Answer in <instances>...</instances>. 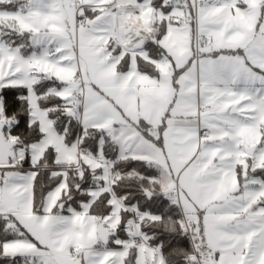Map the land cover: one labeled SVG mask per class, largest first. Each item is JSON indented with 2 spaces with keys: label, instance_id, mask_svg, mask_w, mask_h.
Segmentation results:
<instances>
[{
  "label": "snow or ice",
  "instance_id": "obj_1",
  "mask_svg": "<svg viewBox=\"0 0 264 264\" xmlns=\"http://www.w3.org/2000/svg\"><path fill=\"white\" fill-rule=\"evenodd\" d=\"M0 264H264V0H0Z\"/></svg>",
  "mask_w": 264,
  "mask_h": 264
},
{
  "label": "crops",
  "instance_id": "obj_2",
  "mask_svg": "<svg viewBox=\"0 0 264 264\" xmlns=\"http://www.w3.org/2000/svg\"><path fill=\"white\" fill-rule=\"evenodd\" d=\"M146 92L150 94V99L151 100H155L158 99L159 97H162L163 95H165V90L160 89V90H155L153 88H146ZM145 103H149V100H146ZM133 111H135V108L133 106Z\"/></svg>",
  "mask_w": 264,
  "mask_h": 264
}]
</instances>
